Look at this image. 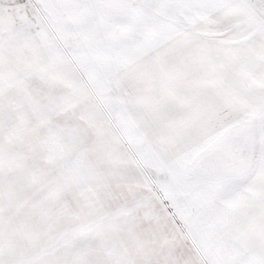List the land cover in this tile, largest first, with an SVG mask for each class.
Listing matches in <instances>:
<instances>
[{
  "label": "snow or ice",
  "instance_id": "snow-or-ice-1",
  "mask_svg": "<svg viewBox=\"0 0 264 264\" xmlns=\"http://www.w3.org/2000/svg\"><path fill=\"white\" fill-rule=\"evenodd\" d=\"M0 264H264V0H0Z\"/></svg>",
  "mask_w": 264,
  "mask_h": 264
}]
</instances>
